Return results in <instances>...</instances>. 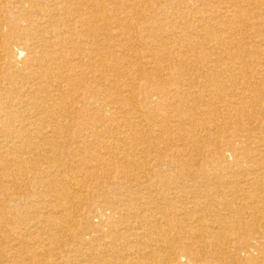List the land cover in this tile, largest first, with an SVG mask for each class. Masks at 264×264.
<instances>
[{"label": "bare ground", "instance_id": "6f19581e", "mask_svg": "<svg viewBox=\"0 0 264 264\" xmlns=\"http://www.w3.org/2000/svg\"><path fill=\"white\" fill-rule=\"evenodd\" d=\"M0 264H264V0H0Z\"/></svg>", "mask_w": 264, "mask_h": 264}, {"label": "rangeland", "instance_id": "374dc122", "mask_svg": "<svg viewBox=\"0 0 264 264\" xmlns=\"http://www.w3.org/2000/svg\"><path fill=\"white\" fill-rule=\"evenodd\" d=\"M93 222H95V223H96V220H95V219H93Z\"/></svg>", "mask_w": 264, "mask_h": 264}]
</instances>
